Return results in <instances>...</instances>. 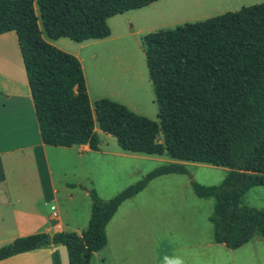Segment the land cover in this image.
<instances>
[{"label":"trees","instance_id":"16d2710c","mask_svg":"<svg viewBox=\"0 0 264 264\" xmlns=\"http://www.w3.org/2000/svg\"><path fill=\"white\" fill-rule=\"evenodd\" d=\"M157 1L0 0V35L17 34L45 145L99 151L98 128L125 153L228 168L219 185L190 184L195 196L214 200V242L236 250L256 236L264 239V209L243 205L247 192L264 187V3L142 39L159 122L108 99L93 109L79 59L43 38L104 40L111 36L110 18ZM169 174L191 177L173 163L106 202L90 188L91 217L80 235L60 232L51 242L45 234L19 238L0 248V261L62 245L69 264H91L108 244L106 228L119 207Z\"/></svg>","mask_w":264,"mask_h":264},{"label":"rangeland","instance_id":"374dc122","mask_svg":"<svg viewBox=\"0 0 264 264\" xmlns=\"http://www.w3.org/2000/svg\"><path fill=\"white\" fill-rule=\"evenodd\" d=\"M262 3L264 0H159L146 8L110 18L108 24L111 36L104 40L85 42L88 44H79L68 38L52 41L44 33L43 38L64 52L80 55L93 109L96 101L108 99L126 106L139 116L159 122L142 39L150 33L174 30L185 24L203 22ZM35 9L40 17L36 4ZM81 45L86 46L80 48ZM100 141L107 144L105 148L110 152L122 153L111 135L100 131ZM158 166L159 163L150 160H101V169L95 172L97 187L91 185L98 192L99 198L110 200ZM187 169L191 177L173 180L172 188L165 194V190L158 192L156 186L149 193V198L157 202L154 201L153 205L145 204L142 212L140 207H134L133 204L131 214L125 218L124 208H121L107 229L110 247L100 251V261L105 260L100 264H208L209 260L211 264H264V240L259 236L252 241L256 248L254 257L248 250L234 251L235 254L231 255L219 250L217 253L214 250L171 249L170 245L192 243L217 245L213 240V226L209 222L214 200L198 198L190 185V189H186L182 183L183 179H189L190 182L193 180L205 186L219 185L230 170L193 163ZM158 200L163 201L158 203ZM77 202L81 206L84 204L82 198ZM243 205L263 210L264 187H255L247 192ZM171 227L174 228L173 236L169 237ZM162 243L167 247L166 251L160 250Z\"/></svg>","mask_w":264,"mask_h":264},{"label":"crops","instance_id":"0c3cea01","mask_svg":"<svg viewBox=\"0 0 264 264\" xmlns=\"http://www.w3.org/2000/svg\"><path fill=\"white\" fill-rule=\"evenodd\" d=\"M84 46L86 45H81L80 48ZM75 57L82 64L80 55L76 54ZM96 129L100 138L101 130ZM105 146L107 144L100 141V150L93 151L89 145L65 148L43 143L17 34L9 32L0 35V248L32 235L45 234L52 237L60 232H75L80 235L87 228L91 217L89 189L93 188L91 184L97 187L95 172L101 169V160H150L160 166L175 163L186 168L190 164L172 160L168 156L110 152ZM186 176L169 174L150 182L145 190L119 207L107 225L106 232L121 208H124L125 218L131 214L133 204L134 207H140L142 212L145 204L153 205L157 202L149 198V193L156 186L158 192L165 190V194L172 188L173 180ZM183 181V187L190 189V180ZM81 198L83 206L77 202ZM162 201L158 200V203ZM52 207H55L57 217H54ZM171 229L169 237L173 236L174 228ZM252 241L236 250L217 243L216 247L211 243L170 246L179 251L214 250L218 253L219 250L231 255L235 254L234 251L248 250L254 257L256 248ZM166 243L168 244L167 240ZM106 247H110V239ZM160 250H167L164 243ZM100 254L97 252L93 255L91 264L105 262L100 261ZM207 263L211 264L212 261ZM0 264H69V259L64 246L51 245L15 255L0 261Z\"/></svg>","mask_w":264,"mask_h":264},{"label":"built area","instance_id":"2783aa9c","mask_svg":"<svg viewBox=\"0 0 264 264\" xmlns=\"http://www.w3.org/2000/svg\"><path fill=\"white\" fill-rule=\"evenodd\" d=\"M52 211H53L54 217H57V213H56L55 207H52Z\"/></svg>","mask_w":264,"mask_h":264},{"label":"water","instance_id":"95a60500","mask_svg":"<svg viewBox=\"0 0 264 264\" xmlns=\"http://www.w3.org/2000/svg\"><path fill=\"white\" fill-rule=\"evenodd\" d=\"M48 241H50V242L52 241V237L51 236L48 237Z\"/></svg>","mask_w":264,"mask_h":264}]
</instances>
